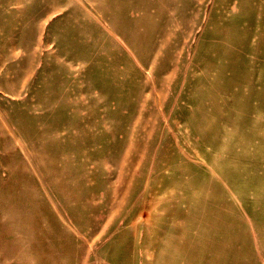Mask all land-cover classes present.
Here are the masks:
<instances>
[{"label":"rangeland","instance_id":"rangeland-1","mask_svg":"<svg viewBox=\"0 0 264 264\" xmlns=\"http://www.w3.org/2000/svg\"><path fill=\"white\" fill-rule=\"evenodd\" d=\"M0 264H264V0H0Z\"/></svg>","mask_w":264,"mask_h":264}]
</instances>
